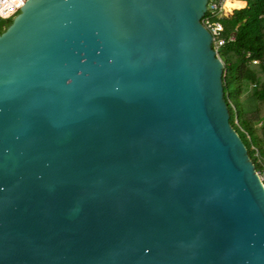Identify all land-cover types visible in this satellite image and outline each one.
Wrapping results in <instances>:
<instances>
[{
    "label": "water",
    "instance_id": "95a60500",
    "mask_svg": "<svg viewBox=\"0 0 264 264\" xmlns=\"http://www.w3.org/2000/svg\"><path fill=\"white\" fill-rule=\"evenodd\" d=\"M207 0H26L0 32V264H264Z\"/></svg>",
    "mask_w": 264,
    "mask_h": 264
},
{
    "label": "trees",
    "instance_id": "16d2710c",
    "mask_svg": "<svg viewBox=\"0 0 264 264\" xmlns=\"http://www.w3.org/2000/svg\"><path fill=\"white\" fill-rule=\"evenodd\" d=\"M243 1L226 0L225 9H233L219 18L226 40L217 56L229 123L257 170L264 158V0ZM10 19H0V32ZM252 59L258 62L252 64Z\"/></svg>",
    "mask_w": 264,
    "mask_h": 264
},
{
    "label": "built area",
    "instance_id": "2783aa9c",
    "mask_svg": "<svg viewBox=\"0 0 264 264\" xmlns=\"http://www.w3.org/2000/svg\"><path fill=\"white\" fill-rule=\"evenodd\" d=\"M26 0H0V19L12 17L23 6ZM225 0H207L205 12L202 15L200 22L211 36V46L217 55L218 48L225 42V37L222 36V25L219 18L224 15L228 10L224 7ZM229 35L227 39H231ZM252 64L258 61L252 59ZM255 155L258 156L256 152ZM256 174L264 186V158L260 159L258 169H255Z\"/></svg>",
    "mask_w": 264,
    "mask_h": 264
},
{
    "label": "crops",
    "instance_id": "0c3cea01",
    "mask_svg": "<svg viewBox=\"0 0 264 264\" xmlns=\"http://www.w3.org/2000/svg\"><path fill=\"white\" fill-rule=\"evenodd\" d=\"M229 1H239V2H243L245 4V2L243 0H229ZM233 8H231L230 10H228V12H230Z\"/></svg>",
    "mask_w": 264,
    "mask_h": 264
},
{
    "label": "bare ground",
    "instance_id": "6f19581e",
    "mask_svg": "<svg viewBox=\"0 0 264 264\" xmlns=\"http://www.w3.org/2000/svg\"><path fill=\"white\" fill-rule=\"evenodd\" d=\"M226 0L224 1V6H225Z\"/></svg>",
    "mask_w": 264,
    "mask_h": 264
},
{
    "label": "rangeland",
    "instance_id": "374dc122",
    "mask_svg": "<svg viewBox=\"0 0 264 264\" xmlns=\"http://www.w3.org/2000/svg\"><path fill=\"white\" fill-rule=\"evenodd\" d=\"M228 12V11H227Z\"/></svg>",
    "mask_w": 264,
    "mask_h": 264
}]
</instances>
